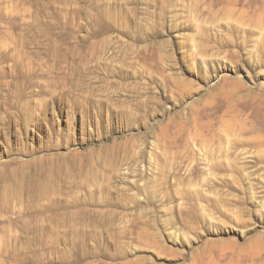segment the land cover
Here are the masks:
<instances>
[{
	"label": "rangeland",
	"instance_id": "374dc122",
	"mask_svg": "<svg viewBox=\"0 0 264 264\" xmlns=\"http://www.w3.org/2000/svg\"><path fill=\"white\" fill-rule=\"evenodd\" d=\"M0 264H264V0H0Z\"/></svg>",
	"mask_w": 264,
	"mask_h": 264
}]
</instances>
